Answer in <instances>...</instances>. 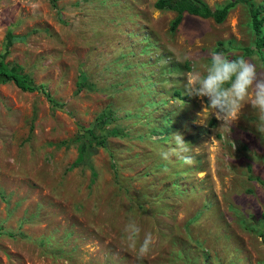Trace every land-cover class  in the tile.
<instances>
[{"label": "rangeland", "instance_id": "rangeland-1", "mask_svg": "<svg viewBox=\"0 0 264 264\" xmlns=\"http://www.w3.org/2000/svg\"><path fill=\"white\" fill-rule=\"evenodd\" d=\"M55 1L0 0V61L63 105L0 83V264H264L259 115L246 102L211 125L185 90L219 42L264 74L248 8L173 33L157 0ZM105 113L116 121L79 139ZM174 133L193 166L160 159ZM130 216L153 234L146 256L123 237Z\"/></svg>", "mask_w": 264, "mask_h": 264}, {"label": "clouds", "instance_id": "clouds-1", "mask_svg": "<svg viewBox=\"0 0 264 264\" xmlns=\"http://www.w3.org/2000/svg\"><path fill=\"white\" fill-rule=\"evenodd\" d=\"M186 15L189 14H185L184 19ZM216 50L209 53V63L205 65L203 72H187L186 95L200 99L201 113L207 112L222 122V126L235 122L247 102V106L257 111L259 131L264 132V74L258 72L256 65L245 57L229 58L225 53ZM170 140L171 147L160 150V159L167 163L176 160L182 165L193 166L195 158L190 154L191 149L184 137L180 133H174ZM164 171H168V168L165 167ZM248 177L252 178L251 175ZM257 181L263 186L264 181ZM141 231L139 224L130 216L124 225L123 237L128 247L139 257L146 256L153 245V234L146 232L141 240Z\"/></svg>", "mask_w": 264, "mask_h": 264}, {"label": "trees", "instance_id": "trees-1", "mask_svg": "<svg viewBox=\"0 0 264 264\" xmlns=\"http://www.w3.org/2000/svg\"><path fill=\"white\" fill-rule=\"evenodd\" d=\"M51 1L53 3V6H56V1ZM237 4H243L248 8L251 16L252 28L255 34V50L262 54L264 57V3L257 4L255 0H235L225 4L221 8L213 10L205 0H157L155 3V8L161 11L167 10L177 13V16L171 22V32L175 33L178 30L179 26L182 24L185 14L197 16L203 19L210 18L213 19L217 24H221L226 20L230 11ZM9 43L10 42L7 41L6 45H9ZM216 51L227 53L228 49L225 47L224 43L219 42ZM247 52L250 53L253 51L251 49H247ZM1 82L13 83L22 92L41 93L55 107L62 108L61 106H63L51 97L47 85L35 84L34 81L29 77V75L25 74L22 71L13 70L4 60L0 61V83ZM115 121L116 118L114 113L102 114V116L96 119L93 127L85 131L80 130L78 137L79 139H81L85 134H87L89 136H92L94 140H97L98 137H94L93 134L96 133V131H98L99 129L103 130L110 123ZM215 123L216 119L214 118L211 125H215ZM107 138H104L103 141H106ZM85 150H87V148H85ZM82 155H85V153L82 152Z\"/></svg>", "mask_w": 264, "mask_h": 264}]
</instances>
